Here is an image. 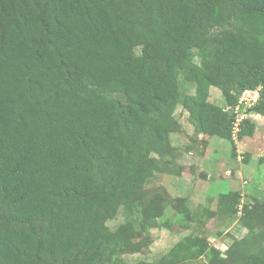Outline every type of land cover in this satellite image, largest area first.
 Instances as JSON below:
<instances>
[{
    "label": "trees",
    "instance_id": "1",
    "mask_svg": "<svg viewBox=\"0 0 264 264\" xmlns=\"http://www.w3.org/2000/svg\"><path fill=\"white\" fill-rule=\"evenodd\" d=\"M246 90L264 118V0H0V264H264V202L238 216V190L157 260H125L152 229L196 216L186 197L145 189L156 172L181 175L177 108L236 158ZM256 129L242 120L237 140ZM215 215L246 229L225 251L200 230Z\"/></svg>",
    "mask_w": 264,
    "mask_h": 264
},
{
    "label": "rangeland",
    "instance_id": "2",
    "mask_svg": "<svg viewBox=\"0 0 264 264\" xmlns=\"http://www.w3.org/2000/svg\"><path fill=\"white\" fill-rule=\"evenodd\" d=\"M209 94V100L221 103L220 92L214 88L196 84L191 92ZM204 92V93H203ZM176 116L182 125V132L171 137L174 146L182 150V158L173 163L174 169H181V175L156 172L153 179L146 184V193L154 196L165 195L169 205L177 204V199L186 197L187 206L196 216L190 223L191 228H183L173 225L169 230L152 229L151 244L141 253L125 256L126 261L137 262L139 260L155 261L177 242L191 234L199 226L198 221L203 219L201 215L204 208L217 213L221 193L238 190L240 193V206L238 216L241 214V205L252 203L253 199L264 202V164L259 165L258 158L264 154V118L252 117L257 124V129L252 137H246L241 141L236 139V158L232 157V146L226 141L215 137L196 135L193 125L188 121V114L180 107L176 110ZM240 124V123H239ZM190 147L188 151L187 148ZM252 158L244 161V154ZM256 156V157H255ZM255 157V158H254ZM206 175V178H203ZM165 189V193L162 191ZM171 209H167L165 219L173 217ZM124 222V216L120 212L118 216L107 224L110 229H115ZM207 233L210 242L220 251H225L234 239H242L246 229L237 220L230 221L224 216L215 215L200 227ZM199 230V231H200ZM220 233V236H215ZM199 264H206L201 262Z\"/></svg>",
    "mask_w": 264,
    "mask_h": 264
},
{
    "label": "built area",
    "instance_id": "3",
    "mask_svg": "<svg viewBox=\"0 0 264 264\" xmlns=\"http://www.w3.org/2000/svg\"><path fill=\"white\" fill-rule=\"evenodd\" d=\"M258 97H259L258 90H246L239 97L238 104L235 107V112L237 114H236L234 128H233L234 129L233 139L235 141L237 139L236 133L239 130V123L246 118H252L255 116H259L254 113H251V114L247 113V109L257 102Z\"/></svg>",
    "mask_w": 264,
    "mask_h": 264
},
{
    "label": "crops",
    "instance_id": "4",
    "mask_svg": "<svg viewBox=\"0 0 264 264\" xmlns=\"http://www.w3.org/2000/svg\"><path fill=\"white\" fill-rule=\"evenodd\" d=\"M262 118H263V117H262ZM255 157H256V156H255ZM255 157H254V158H255Z\"/></svg>",
    "mask_w": 264,
    "mask_h": 264
}]
</instances>
